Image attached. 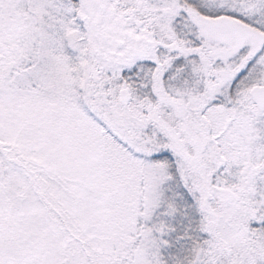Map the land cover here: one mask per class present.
<instances>
[{"label":"snow or ice","instance_id":"6c2138e0","mask_svg":"<svg viewBox=\"0 0 264 264\" xmlns=\"http://www.w3.org/2000/svg\"><path fill=\"white\" fill-rule=\"evenodd\" d=\"M0 264H264V0H0Z\"/></svg>","mask_w":264,"mask_h":264}]
</instances>
